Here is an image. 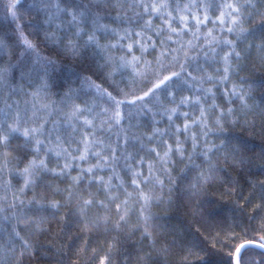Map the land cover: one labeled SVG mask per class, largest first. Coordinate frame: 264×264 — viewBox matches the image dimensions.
Returning <instances> with one entry per match:
<instances>
[{"label":"trees","instance_id":"obj_1","mask_svg":"<svg viewBox=\"0 0 264 264\" xmlns=\"http://www.w3.org/2000/svg\"><path fill=\"white\" fill-rule=\"evenodd\" d=\"M4 2L5 0H0V36L13 40L16 25L5 12ZM60 3L61 7L80 6L85 4L86 0H60ZM244 9L254 14L256 10L264 11V0H254V7L245 4ZM93 12L100 13L101 24L115 29V32L97 31L100 44L103 46L119 41L116 48L105 52L94 45L83 46L87 33L82 32L79 37L75 36V26L68 23L70 17L66 14L57 21V24H61L57 28L55 25L45 23L46 14L38 11L32 0H20L18 14L24 16L25 34L29 39L32 38L29 36L30 33L42 39L46 31L48 35L55 37L54 43L57 45L68 44L69 41L79 44L80 58L75 64L50 67L48 76H44L43 70L37 68L33 72L34 79L29 83L19 74L31 66L32 58L25 54L9 77L12 86L18 88L22 85L23 91L13 92L6 87L0 100V107L12 104L13 109L30 108L32 97L28 93L36 91L41 81L46 79L48 87L41 99L50 105L49 111L52 113L46 117L49 120L47 127L53 128L51 121L60 120L59 132L67 139L71 129L62 123L63 117L58 112L61 108L65 109L60 102L70 86L76 95L75 102L92 108L88 115L90 118L95 116L97 136L100 139L116 142L117 133L123 128L129 137H140V140H128L126 146L128 151H132L137 157H154L155 153L149 154L148 149L156 147L159 140L150 141L148 135L154 127L162 130L173 127L160 105L152 101L149 104L152 111L144 109L141 112L139 106L125 104L123 111L126 118L122 120L121 126L108 130L106 126H101V121L105 118L102 109L107 107L106 101L98 97L94 89L82 87L81 80L78 82L80 75L93 74L91 79L113 95H117V91L121 90L127 94L117 96L118 99L132 100L142 95L151 84L140 76L133 80L131 68H118V58L127 52L126 47L121 48L119 45L126 46L132 40L138 39L135 32L140 31L147 17L141 9H132L127 5L122 8L107 7L103 10L93 8ZM209 13L213 18L218 15L215 8L210 9ZM93 18L89 13L84 21L83 27L89 32L93 28L91 23ZM153 20L155 24L160 23L158 17H153ZM261 20H264V17L256 16L253 21L256 25L253 28L255 37H250L255 39L257 44L260 43L259 36L264 29ZM244 26L252 27L249 24ZM212 27L211 23L207 27L201 26L202 31ZM125 29L131 30L132 35L120 39ZM214 32L219 37L236 40L234 33L220 31L219 22ZM149 34L153 35L154 39H159L150 31ZM189 38L187 35L184 37L185 40ZM236 42L237 51H241V58L238 65H233L234 71L230 74V79L223 83L212 80L203 84L204 89L209 87L213 89L215 102L219 106L206 112L207 125L214 130L207 137H203L200 135L202 129L193 126L191 131L196 133L200 141L195 151L191 139L185 140L181 135L184 156L178 154L172 156L167 164L168 173L157 165L155 174L163 180V185L156 184L154 187L142 185L144 192L153 198L143 215L141 206L144 202L133 192L123 159L117 161L116 167L126 184L122 189L113 190L115 201L106 200L103 189L97 191L95 181H89L87 176L79 185H73L70 177L78 174L76 167L69 170L70 176L40 172L35 177V184L25 189L23 193H18V189L23 185V178L15 171H5L0 177V183L10 181L11 187L7 184L0 187V197L7 196V200L0 202V207H3V211H0V264H99V260L110 248L111 264H235L233 254L239 245L245 242H264L261 240V237H264V59L255 48L242 51L248 48L247 43L239 40ZM51 47L55 48V45ZM160 50L158 44L155 50L150 49L149 53L145 54L144 59L150 62L147 68L143 62L138 65V70L144 73L149 81L153 79L152 73L155 71V61ZM227 50V46L218 45L215 61L205 59L202 52L197 50L200 54L189 66L188 71H192L193 75H200L201 73L194 71L195 66L199 64L209 73L221 75L223 65L219 57ZM47 54L56 55L57 51L50 48ZM135 54L140 55L138 49ZM108 56H112L113 61H108ZM0 59L6 61L8 58H3L0 52ZM217 68L221 69L220 73L215 72ZM108 73L112 75L109 77ZM32 84L37 86L33 87ZM233 86L240 92L249 93L246 97L250 106L248 109H243L241 101L235 97L229 102L225 91L230 92ZM174 90L177 98L181 95H203L199 86H190L182 82H178ZM167 91L166 88L161 89V99L166 100L163 94ZM211 102L212 97L209 96L205 107ZM171 106L167 102L164 104V107ZM229 108L233 110L234 115H228L226 122L222 120L224 127L222 133L215 131L214 121L220 116L221 111L226 112ZM181 110L192 112L194 117L199 116V111L189 106L182 105ZM97 113L99 115H96ZM174 121L182 125L185 118L177 114ZM160 139L174 143L171 133ZM11 140L17 159L10 167L22 169L26 162L33 158V148L24 147L23 145L28 142L19 134H13ZM43 147L42 145L40 158L44 156ZM206 147L212 149L208 153V159L201 155ZM123 148L121 144V155ZM236 148L240 150L234 151ZM47 159L50 168L58 167L56 163L58 158L54 154L48 153ZM241 159L244 163H240ZM91 160L95 162L94 157ZM79 163L84 167L88 166L83 161ZM62 164L61 160L60 166ZM98 171L104 176L111 173L109 168ZM201 173L210 179L198 181ZM113 183L119 182L113 180ZM192 185L196 187L193 188ZM14 193L19 194L20 199L25 202L23 206L17 204L16 207H9ZM128 193L132 195L128 196ZM81 197L103 200L108 206L105 208L95 204L81 214L79 211ZM33 198L40 201L44 207L38 209L35 203L28 204ZM125 200L126 222L120 220V215L124 213H118L116 209V205ZM52 202H59L60 207L57 209L48 207L47 205ZM25 216L27 218H24ZM144 216H151L147 222L149 233L147 237L142 234L145 227ZM117 224L119 227H116ZM13 230L19 232L31 245V250L23 256L20 255L21 241L13 235ZM11 248H15L14 254L9 251ZM244 264H264V251L253 247L245 249Z\"/></svg>","mask_w":264,"mask_h":264},{"label":"snow or ice","instance_id":"obj_2","mask_svg":"<svg viewBox=\"0 0 264 264\" xmlns=\"http://www.w3.org/2000/svg\"><path fill=\"white\" fill-rule=\"evenodd\" d=\"M32 3L38 11L46 14L47 19L45 23L55 25L57 28L61 26V24H57V21L61 20V17L66 14L70 17L68 23L75 26V36L79 37L82 32L87 33V39L84 41L83 46L94 45L96 48L105 52L110 51L112 48H116L119 41L103 46L100 44L96 32H115V29L109 28L107 25L99 22V12L91 13L94 18L91 20L93 28L90 32L83 27L85 19L91 12V8L93 6L97 9L107 7L122 8L127 5L132 9H141L147 18L144 19L140 31L135 32V36L138 37V39L132 40V42L128 43L126 46L119 45L121 48L126 47L127 52L125 55L118 58V68H131L133 80H135L137 76H140L146 82L150 83L151 86L143 91L142 95L136 96L132 100L118 99L117 96H126L127 94L122 93L121 90L117 91V95H113L106 88L95 83L87 76H81V86L94 89L95 94L106 101L107 107L102 109L105 118L101 121V126H106L108 130L121 126L122 120L126 118V113L123 111V106L125 104L132 107L139 106L141 112H143L144 109L151 112L152 108L149 107V104L152 101H155L157 105L163 108L164 114L167 115L168 121L173 127L165 130L154 127L151 134L148 135V139L150 141L158 139L159 143L156 147L149 148L148 153H155V156L150 158H146L145 156L137 157L132 151H128L126 146L129 139L140 140L139 136L129 137L127 132H125L123 128H120V131L117 133L118 139L116 142H106L100 139L97 136L98 126L95 123V116L90 118L88 115L92 112V108L87 105L81 106L77 104L75 102L76 95L74 90L68 89L60 103L64 105V108L69 105H71V107L67 112H65L63 108L58 112V114L63 117L62 123L71 129L67 134L68 138L65 139L58 129V125L61 123L60 120L51 121L54 126L53 128L47 127L49 120L46 117L50 116L52 113L49 111L50 105L44 103L41 99L42 95L46 94L45 90L48 87L47 80L45 79L41 81L36 91L28 93V95L32 97L30 108L26 107L20 109L17 107L13 109L12 104H5L4 107H0V177H2L5 171L17 172V174L23 178V185L18 189V193H23L25 189L31 188L35 184V177L40 172H51L54 175L70 176L69 170L76 167L78 169V174L70 177L73 185H79L81 180L85 179L87 176L89 181H95L97 191L103 189L106 194V200L115 201L116 197L112 195L113 190L122 189L126 184L125 179L120 175L116 167L117 161L123 159L125 161L124 167L128 170L133 192L144 202L141 206V214L143 215L153 198L144 192L142 185H152L153 187L156 184L163 185V180L155 174L157 165L161 166L162 171L168 173L167 164L172 156L176 154L181 157L184 156V145L183 141L180 139L181 135L184 136L185 140L191 139L192 148L193 151H195L200 141L196 133L191 131L193 126L202 129L200 135L203 137H207L209 133L214 130L207 125L206 112H208L209 109L215 110L219 106L215 102L213 89L211 87L204 89L203 84L212 80H218L220 83H223L230 79V74L234 71L233 65H238L241 58V51H237L238 44L236 41L239 40L248 44V48L242 51L255 48L261 53L262 59H264V29L261 30L259 44L255 42V39H250V37H255L253 28L256 27V25L253 24V21L256 16L264 17V11L256 10L254 14L252 11H246L244 9L245 4L254 7V0H219V2L218 0H104L103 4L100 3V0H86V3L80 6L66 5L64 7H61L60 0H32ZM18 8H20V0H5L4 9L16 25V35L13 40L0 36V52H2L3 58H8L6 61L0 59V100L3 98V91L6 87L13 92L17 90L23 91L22 85L18 88H14L10 83L9 77L13 72L14 65H19L22 58L25 57V54H28L32 58L31 66L19 72L20 76L24 77L25 82L30 83L32 81L33 72L37 70V68L43 70L44 76H47L48 70L53 63L48 58L40 55L32 40L25 34L26 27L25 23H23L24 16L18 14ZM212 8H215L218 12V15L214 18L209 13V10ZM134 14L139 15V13ZM153 17H158L160 23L155 24ZM217 22H219L221 32L234 33L236 35V40L217 36L214 32ZM209 23H211L213 27L208 28L207 31H202L201 26L207 27ZM245 24L252 25V27H245ZM261 24H264V20H261ZM149 31L154 33L155 37L159 39H154L153 35L149 34ZM131 35L132 31L125 29L124 35L120 36V39L128 38ZM186 35L190 36L187 40L184 39ZM201 37H203L202 41ZM17 44L23 45L19 53L15 47ZM158 44L161 50L159 56L156 57V68L152 73L153 79L149 81L147 76L138 70V65L141 62H143L146 68L150 65V62L145 60L144 56L149 53L150 49L155 50ZM220 44L228 48V50L224 51L219 57L223 65L221 75L209 73L199 64L195 66L194 71L201 73L200 75H193L192 71H188L189 66L198 58L200 52H202L205 59L215 61L217 58V47ZM137 49L140 55L135 54ZM66 50L77 55L80 52V45L69 41V43L66 44ZM197 50H200V52H197ZM113 59L112 56L107 57L108 61H113ZM176 68L179 70H173ZM220 71V68L215 70L216 73H220ZM107 75L110 77L112 73H108ZM178 82L190 84V86H199L203 95H181L177 98L174 89ZM192 82H194V84ZM162 88L168 89V91L163 94L166 100L161 99ZM225 95L229 97V102H232V97L239 99L243 109H248L250 107L246 101V97L249 93L240 92L235 86H233L230 92L226 90ZM209 96L212 97V102L208 107H205V102L208 100ZM165 102L172 106L164 107ZM25 103L27 104L28 102L25 101ZM182 105L198 110L199 116L194 117L192 112L182 111ZM42 112L44 113L43 116L41 115ZM177 114L185 118V122L182 125L176 124L174 121V117ZM96 115H99V113ZM228 115H234L231 108L227 109L226 112L221 111L220 116L214 121L215 131L221 133L224 131L222 120L226 122ZM8 121L14 123L15 127H9ZM29 122H31L30 127L28 126ZM13 133H18L23 136L25 142H28L27 147H32L34 152L33 158L27 161L22 169L10 167L13 161L17 159L15 154L8 159L4 158V151L6 149L15 152L11 140ZM121 133H123V135H121ZM168 133H171V136L174 138V143H169L168 140L160 139ZM121 144L124 146L122 155L120 152ZM42 145L44 146V156L40 158L39 154L42 151ZM161 145L163 146L162 148ZM17 147H19V145H17ZM213 147L216 146L213 145ZM211 150L210 147H206L201 155L208 159V153L211 152ZM239 150V148L234 149V151ZM48 153H52L58 158L56 161L58 165L57 168L49 167L47 159ZM93 157L95 158V162L91 160ZM61 160L63 161L62 166H60ZM189 160H191V156H189ZM80 161L85 162L88 166H82L79 163ZM240 163H244V160L241 159ZM105 168L111 169V173L107 176L99 174L98 170ZM145 172L147 174H145ZM169 179H171L170 176ZM197 179L198 181H206L210 179V177L201 173ZM113 180L119 183H113ZM4 184L11 187L10 181L0 183V187H3ZM192 187L195 188L196 185H192ZM57 191L59 190L57 189ZM69 195L71 196L72 193ZM131 195L132 193H128V196ZM81 199L82 203L79 208L81 214H83L87 208L95 204H99L105 208L108 206L103 200H94L91 198L83 199L82 197ZM5 200H7V196L0 197V202ZM24 203L25 202L20 199L19 194L14 193L9 207H16L17 204L23 206ZM33 203L36 204L38 209L44 207V205L40 201L35 200V198L28 201V204ZM126 205V200L116 205L117 212L124 213V215H120L121 221H125ZM47 206L52 209H57L60 207V204L59 202H52ZM0 211H3V207H0ZM24 218L27 217L25 216ZM42 219L43 218H41V220ZM105 219L107 218L105 217ZM150 219L151 216H144L145 227L142 234L145 237L149 235L147 222ZM116 227H119V224H117ZM13 235L21 241V256L31 250L30 243L24 240L19 232L13 230ZM261 240L264 241V237H261ZM253 246L252 242L239 245L233 254L235 264H244V251ZM256 246L264 250V242ZM9 251L14 254L15 248H11ZM110 253L111 248L109 252L99 260V264H111Z\"/></svg>","mask_w":264,"mask_h":264},{"label":"clouds","instance_id":"obj_3","mask_svg":"<svg viewBox=\"0 0 264 264\" xmlns=\"http://www.w3.org/2000/svg\"><path fill=\"white\" fill-rule=\"evenodd\" d=\"M103 2H104V0H100L101 4H103ZM93 8H96V7L93 6L91 8V12L90 13L93 12ZM100 9L103 10L104 8H100ZM29 36L32 37L31 40H32L33 44L36 46V49L40 53V55L43 56V57L48 58L49 60H51L53 62L50 67L61 66V65H64V64H75L80 58L79 54L74 55V54L68 52L66 50V44H64V43H60L58 45L55 44L54 43L55 37L54 36H49L46 31H45V35L43 36L42 39L40 38V36L37 37L36 35H34L32 33H30ZM53 44L55 45V48L51 47ZM15 47L17 48V52L19 53V51L23 48V45L22 44H17V45H15ZM50 48H51V50L57 51V54L56 55H48L47 53H48ZM17 66L18 65H14V67H17ZM91 75H93V74H89V75H87V77L91 79ZM80 80H81V75L79 77L78 82ZM32 86L36 87L37 85L36 84H32ZM69 89H72V88L69 86ZM70 107H71V105H69L68 107H66L63 110L65 112H67V111H69ZM8 126L9 127H15L14 123H12L11 121H8ZM28 126L29 127L31 126V122H29ZM13 134H18V133H13ZM23 146L25 147V146H27V144H24ZM13 149H14V146H13ZM14 154H15L14 151L6 149L4 151V158L8 159V158L12 157Z\"/></svg>","mask_w":264,"mask_h":264},{"label":"water","instance_id":"obj_4","mask_svg":"<svg viewBox=\"0 0 264 264\" xmlns=\"http://www.w3.org/2000/svg\"><path fill=\"white\" fill-rule=\"evenodd\" d=\"M245 243H247V242H245ZM253 243V248H258V249H260L258 246H256V245H258L259 243H255V242H252ZM244 244V243H243ZM264 251V250H263Z\"/></svg>","mask_w":264,"mask_h":264}]
</instances>
